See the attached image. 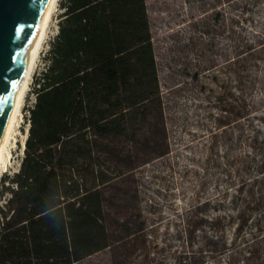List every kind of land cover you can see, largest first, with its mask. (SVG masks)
Returning <instances> with one entry per match:
<instances>
[{"label":"rangeland","instance_id":"374dc122","mask_svg":"<svg viewBox=\"0 0 264 264\" xmlns=\"http://www.w3.org/2000/svg\"><path fill=\"white\" fill-rule=\"evenodd\" d=\"M145 3L169 151L143 161L139 144L136 167L106 191L110 246L74 264H264V210L244 205L258 187L254 130L264 133V0ZM62 11L59 0L0 192L20 165L34 75ZM132 143L125 140V152ZM125 163L111 156L106 168L114 176Z\"/></svg>","mask_w":264,"mask_h":264},{"label":"trees","instance_id":"16d2710c","mask_svg":"<svg viewBox=\"0 0 264 264\" xmlns=\"http://www.w3.org/2000/svg\"><path fill=\"white\" fill-rule=\"evenodd\" d=\"M60 6L57 33L34 75L20 165L1 179L0 264H74L110 246L109 185L136 167L139 144L143 161L169 151L145 0ZM257 119L264 126V111ZM254 132L258 187L244 205L264 210V133ZM125 140L133 142L127 152ZM111 156L126 159L114 176L106 168Z\"/></svg>","mask_w":264,"mask_h":264},{"label":"water","instance_id":"95a60500","mask_svg":"<svg viewBox=\"0 0 264 264\" xmlns=\"http://www.w3.org/2000/svg\"><path fill=\"white\" fill-rule=\"evenodd\" d=\"M46 2L0 0V133Z\"/></svg>","mask_w":264,"mask_h":264},{"label":"bare ground","instance_id":"6f19581e","mask_svg":"<svg viewBox=\"0 0 264 264\" xmlns=\"http://www.w3.org/2000/svg\"><path fill=\"white\" fill-rule=\"evenodd\" d=\"M58 2L59 0H47L37 21L38 26L34 33L32 43L21 65L20 80L13 94L0 133V173L5 169L7 162L10 160L12 145L16 141L15 132L18 130L17 127L22 116L24 101ZM25 138L26 136L23 139V147L25 145Z\"/></svg>","mask_w":264,"mask_h":264}]
</instances>
